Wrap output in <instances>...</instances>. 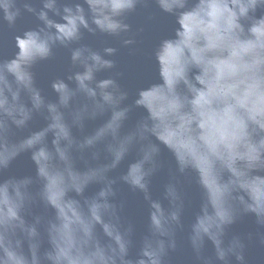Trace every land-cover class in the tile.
Wrapping results in <instances>:
<instances>
[{
	"label": "water",
	"instance_id": "95a60500",
	"mask_svg": "<svg viewBox=\"0 0 264 264\" xmlns=\"http://www.w3.org/2000/svg\"><path fill=\"white\" fill-rule=\"evenodd\" d=\"M0 264H264V0H0Z\"/></svg>",
	"mask_w": 264,
	"mask_h": 264
}]
</instances>
